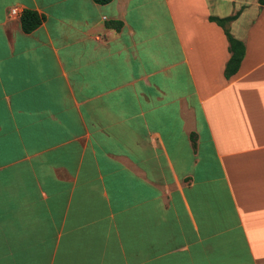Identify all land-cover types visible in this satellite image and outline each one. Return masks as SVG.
<instances>
[{
  "label": "crops",
  "instance_id": "1",
  "mask_svg": "<svg viewBox=\"0 0 264 264\" xmlns=\"http://www.w3.org/2000/svg\"><path fill=\"white\" fill-rule=\"evenodd\" d=\"M0 264H264V4L0 0Z\"/></svg>",
  "mask_w": 264,
  "mask_h": 264
},
{
  "label": "trees",
  "instance_id": "2",
  "mask_svg": "<svg viewBox=\"0 0 264 264\" xmlns=\"http://www.w3.org/2000/svg\"><path fill=\"white\" fill-rule=\"evenodd\" d=\"M99 4H106L112 0H94ZM261 4H264V0H259ZM237 17V14L230 15L226 17H216L212 16L211 20L216 21L219 25L224 27L229 41V50L231 52V57L227 62L225 68V76L230 79L234 74H236L242 64V61L246 53L245 42L241 39L236 38L230 31V23ZM45 20V15L34 9H24L21 14V26L24 32L31 33L36 30ZM111 24L119 27L121 22H112ZM192 139L195 142V134H191Z\"/></svg>",
  "mask_w": 264,
  "mask_h": 264
},
{
  "label": "built area",
  "instance_id": "3",
  "mask_svg": "<svg viewBox=\"0 0 264 264\" xmlns=\"http://www.w3.org/2000/svg\"><path fill=\"white\" fill-rule=\"evenodd\" d=\"M11 13H12V14H15V13H17V10H16V9H12V10H11Z\"/></svg>",
  "mask_w": 264,
  "mask_h": 264
}]
</instances>
